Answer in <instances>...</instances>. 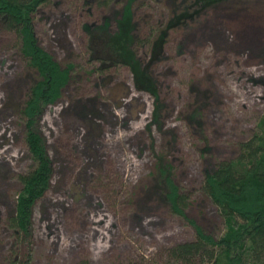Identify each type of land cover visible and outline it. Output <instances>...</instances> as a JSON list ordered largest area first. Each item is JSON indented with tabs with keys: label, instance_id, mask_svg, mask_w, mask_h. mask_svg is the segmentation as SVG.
<instances>
[{
	"label": "rangeland",
	"instance_id": "1",
	"mask_svg": "<svg viewBox=\"0 0 264 264\" xmlns=\"http://www.w3.org/2000/svg\"><path fill=\"white\" fill-rule=\"evenodd\" d=\"M121 6L47 0L33 15L38 46L73 68L60 99L36 123L52 174L24 238L8 218L18 177L30 166L18 111L33 73L17 37L0 30V264H200L171 259L169 250L193 241L194 230L140 191L154 173L156 155L171 166L186 218L206 236L222 233L202 190L203 176L207 161L232 158L238 143L264 127V0H235L231 8L210 9L169 32L150 65L160 131L151 124L153 98L133 88L126 67L98 72L97 63L88 61L82 26L98 25ZM133 12L141 40L169 17L164 0H137ZM136 53L149 61L147 47H136ZM194 96L205 106L209 151L202 154L201 142L180 119Z\"/></svg>",
	"mask_w": 264,
	"mask_h": 264
},
{
	"label": "trees",
	"instance_id": "2",
	"mask_svg": "<svg viewBox=\"0 0 264 264\" xmlns=\"http://www.w3.org/2000/svg\"><path fill=\"white\" fill-rule=\"evenodd\" d=\"M47 0H0V30L13 33L19 42L20 55L33 73L26 99L19 108L23 122V141L30 161L29 170L20 175V190L16 194L10 227L16 235H27L29 219L35 201L49 188L52 162L44 137L36 123L47 106H53L62 96L71 80L72 64L61 66L38 46L33 33L32 19L37 8ZM97 3L121 2L119 11L103 17L98 25L84 24L87 37L88 61L97 63L98 72L124 66L131 76L133 88L153 98L151 124L161 130V105L158 102L155 80L150 65L162 54L169 32L198 15L213 8H231L235 0H164L168 20L152 27L144 40L135 34L138 23L133 5L137 0H96ZM110 19L114 22L110 28ZM147 47L149 61L138 58L136 47ZM204 99L194 96L181 116L190 135L197 137L202 154L209 151L203 132ZM208 154V153H207ZM154 173L141 188L143 195L156 197L174 215L184 219L193 228L195 239L176 245L169 250L173 261L200 264H264V127L251 138L238 143L235 155L224 161H208L209 170L203 176L202 190L214 206L223 224L216 239L206 236L201 229L186 218L184 197L170 177L171 166L155 156ZM20 232V233H18Z\"/></svg>",
	"mask_w": 264,
	"mask_h": 264
}]
</instances>
